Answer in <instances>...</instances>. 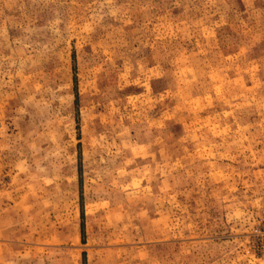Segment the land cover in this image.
Instances as JSON below:
<instances>
[{
  "label": "rangeland",
  "instance_id": "1",
  "mask_svg": "<svg viewBox=\"0 0 264 264\" xmlns=\"http://www.w3.org/2000/svg\"><path fill=\"white\" fill-rule=\"evenodd\" d=\"M0 264H264V0H0Z\"/></svg>",
  "mask_w": 264,
  "mask_h": 264
}]
</instances>
